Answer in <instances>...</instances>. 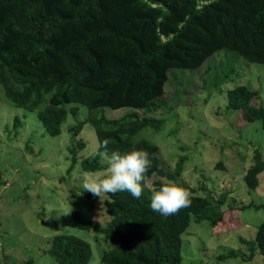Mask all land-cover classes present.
I'll use <instances>...</instances> for the list:
<instances>
[{
	"label": "trees",
	"instance_id": "16d2710c",
	"mask_svg": "<svg viewBox=\"0 0 264 264\" xmlns=\"http://www.w3.org/2000/svg\"><path fill=\"white\" fill-rule=\"evenodd\" d=\"M216 54L264 65V0H0V87L6 101L35 112L51 137L61 136L69 114L77 117L81 106L89 110L71 129L67 173L86 148L80 134L87 126L96 131L98 152L107 139L109 156L135 149L151 159L139 199L128 192L104 197L111 220L102 233L111 247L101 264H182V236L192 221H207L212 228L224 221L228 191L217 197L191 194V206L167 218L152 211V193L163 180L181 175L185 159L173 173L159 147L140 136L162 130L165 120L154 117L174 71L200 70ZM220 73L229 77L234 69L226 66ZM258 95L249 86H237L228 92L227 108L242 111L248 123L260 121L264 130V106L252 105ZM68 106L75 107L69 111ZM125 108L130 113L120 119L106 116L107 109ZM19 124L16 117L15 128ZM260 156L244 178L252 190L264 172ZM107 168L98 153L81 162L84 172ZM72 216L78 229L91 230L92 222L78 211ZM240 241L249 257L232 250L219 260L264 255V223L254 240ZM47 254L58 264H90L93 258L90 243L71 234L55 236Z\"/></svg>",
	"mask_w": 264,
	"mask_h": 264
},
{
	"label": "rangeland",
	"instance_id": "374dc122",
	"mask_svg": "<svg viewBox=\"0 0 264 264\" xmlns=\"http://www.w3.org/2000/svg\"><path fill=\"white\" fill-rule=\"evenodd\" d=\"M231 57L216 54L200 70H175L161 99L163 108L154 117L165 120L162 130L140 135L159 147L173 173L185 159L181 175L173 181L191 194L217 197L228 191L222 223L212 228L207 221H192L182 236V264H264V255L258 253L251 260L218 258L232 250L249 257V248L240 238L254 240L264 223V172L254 190L244 180L258 153L264 160L263 126L260 121L248 123L242 111L227 108L228 92L243 85L259 91L252 105L264 106V65ZM224 64L234 69L229 77L219 75L226 70ZM71 107L75 106L67 109ZM128 113V108L106 110L108 119ZM88 114L81 106L77 117L69 114L61 136L51 137L35 112L13 107L0 87V264H26L28 260L58 264L47 252L60 234L89 242L93 250L90 264H101L104 252L110 249L102 233L111 220L104 198L82 192L81 162L98 153L95 129L87 126L80 134L86 148L67 173L72 166L71 129ZM16 117L20 118L18 128L14 126ZM149 186L154 187L153 181ZM244 206L252 207L241 214ZM75 211L92 222L90 231L75 226Z\"/></svg>",
	"mask_w": 264,
	"mask_h": 264
},
{
	"label": "clouds",
	"instance_id": "9594fccd",
	"mask_svg": "<svg viewBox=\"0 0 264 264\" xmlns=\"http://www.w3.org/2000/svg\"><path fill=\"white\" fill-rule=\"evenodd\" d=\"M109 141L101 142L104 151L98 152L102 159H106V171H85L82 173V192H89L94 197L103 200L107 194L128 192L133 198L139 199L144 191L146 174L152 168L149 154L144 150H135L121 155L112 151L108 155ZM82 192L80 194H82ZM191 193L177 182L166 180L159 190L151 196L150 207L153 212L162 217H170L182 209L191 206Z\"/></svg>",
	"mask_w": 264,
	"mask_h": 264
}]
</instances>
